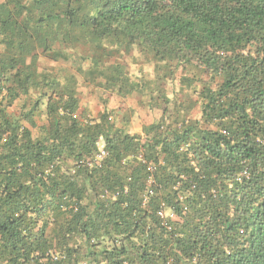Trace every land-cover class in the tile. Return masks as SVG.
<instances>
[{
	"label": "trees",
	"instance_id": "16d2710c",
	"mask_svg": "<svg viewBox=\"0 0 264 264\" xmlns=\"http://www.w3.org/2000/svg\"><path fill=\"white\" fill-rule=\"evenodd\" d=\"M0 264H264V0H0Z\"/></svg>",
	"mask_w": 264,
	"mask_h": 264
},
{
	"label": "rangeland",
	"instance_id": "374dc122",
	"mask_svg": "<svg viewBox=\"0 0 264 264\" xmlns=\"http://www.w3.org/2000/svg\"><path fill=\"white\" fill-rule=\"evenodd\" d=\"M133 55H136L135 52ZM129 63L130 59L127 60ZM138 63H130L129 71L132 75L139 74V68H143L146 72L150 71L149 65L141 66L140 61ZM40 65L42 67H67L69 63L64 62H52L47 59H41ZM78 92L80 97V106L85 109L91 116H97L101 111L108 110L116 113L118 117L125 116L128 119V130H134L141 128L143 124H148L157 119L160 112L157 109H149L147 106L143 107L140 104V98L136 95L120 97L115 94L105 93L97 88L83 83L82 79H79ZM20 102H16L13 107L14 110L19 109Z\"/></svg>",
	"mask_w": 264,
	"mask_h": 264
},
{
	"label": "built area",
	"instance_id": "2783aa9c",
	"mask_svg": "<svg viewBox=\"0 0 264 264\" xmlns=\"http://www.w3.org/2000/svg\"><path fill=\"white\" fill-rule=\"evenodd\" d=\"M107 154L106 150L103 149V146L101 145V143L99 142V153L97 154V159H102L105 155ZM149 170L152 171L153 170V166L149 165ZM148 177H152L151 175H149ZM149 181H151V178H149ZM159 214L162 216L163 213L159 212Z\"/></svg>",
	"mask_w": 264,
	"mask_h": 264
},
{
	"label": "crops",
	"instance_id": "0c3cea01",
	"mask_svg": "<svg viewBox=\"0 0 264 264\" xmlns=\"http://www.w3.org/2000/svg\"><path fill=\"white\" fill-rule=\"evenodd\" d=\"M131 132H140L141 131V128H138V129H134L133 131L130 130Z\"/></svg>",
	"mask_w": 264,
	"mask_h": 264
}]
</instances>
